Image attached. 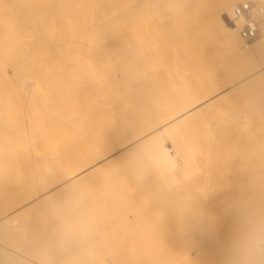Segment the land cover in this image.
<instances>
[{"label": "bare ground", "instance_id": "1", "mask_svg": "<svg viewBox=\"0 0 264 264\" xmlns=\"http://www.w3.org/2000/svg\"><path fill=\"white\" fill-rule=\"evenodd\" d=\"M242 1L244 0H196L192 5L191 0H0V14L3 9H27L21 19L16 18L18 13L13 18L10 15L12 20L8 18L7 23L13 24V33H9L13 48L7 52L9 55L3 50L5 45L7 47L6 40L2 36L0 38V94L9 93V90L14 88L11 77L4 72L6 64L13 69L16 77L13 79H21V84H15L18 88L20 86L21 97L27 92L30 97H26L32 100L36 98L33 93H37V90L40 95L38 97H42V100L34 98L35 102L39 100L35 105L34 100L32 104L27 102L31 107L37 106V110L31 108V112L28 109L30 106L25 107V113L29 112L21 121L24 128L20 131L25 134L24 138L22 134L19 137L16 133L21 129L20 122H17L19 117L15 123L10 122L13 126L9 124V130L5 129L8 132L9 145L0 149V264H172V257L170 259L163 254L155 255L159 250L154 247H164L166 244L169 246L168 240L162 239L154 244L147 239L135 242L129 239L130 236L122 234L89 233L87 230L92 225L88 213L91 209L85 210L82 205L98 197L100 193L93 191L92 185L108 178L112 173L110 169L116 164H124L123 159L130 154L138 156L142 151L147 153L149 147L145 141L156 132L172 127L180 128L183 132L186 125H189L190 121L193 122V118L201 117L204 111L207 113L208 109L219 104L223 99L221 97L226 93H236L264 82V27L253 42L244 43L239 34L241 17L236 10V5ZM253 1L264 10V0ZM65 9L75 11L68 15V10ZM69 16H73L72 21H75L73 41H69L66 29V24L71 20ZM14 18L17 21L13 20ZM125 23L137 28L145 25L148 29L145 28L144 31L142 27L143 32L140 29L126 35L122 31ZM4 24L2 18L1 31ZM148 31L154 33V36L149 37ZM145 38L147 43L148 40L151 41L150 48L146 46ZM128 40L131 44L138 45L135 48L125 47ZM83 41L86 42L82 44L84 52L90 51L92 57L113 58L116 62L104 69L102 74L94 68L91 69L90 73H94H91L92 79L87 83V87L86 84L83 85L86 82L84 80L81 86L78 83V89H83L80 92L77 90L79 95L74 92L76 85L68 84L69 88L75 87L68 90H73L75 98L79 96L83 104H77L80 109L72 108L74 112L68 110L67 117L66 114L63 117L62 111L61 116L57 113V101L56 105L52 104V101L49 103L47 94H40L42 86L46 89V84L53 87L52 85L57 83L54 86L58 87V80L52 79V85L49 86L45 81L42 84V81L36 82L33 77L35 83L30 81L31 79H24L31 78L29 75L34 73H39V76L35 74L37 77L56 71L61 74L63 69L58 64L61 55L70 49L66 56H69L70 51L75 56H81L82 47L79 48L76 44L81 45ZM143 41L145 44L142 48ZM70 44L77 48L76 53ZM88 44L90 46H87ZM145 46L147 54L144 56ZM90 54H87L89 59ZM149 54L153 58L149 56L147 59L151 62H146V65H153V61L155 65L154 69L148 66V70L156 72V68H159L158 62H161L160 71L164 74L167 70L174 71L172 74H175L176 80L169 78V82V79L164 77L169 74L166 72L165 75L161 73L164 75H161L163 79L160 77L166 84L160 83L156 79L160 71L157 70V74L152 75L153 71H147V67L145 70L148 73L136 75L137 77L132 72L127 74L123 70L124 60L139 55L146 57ZM156 57L161 61L155 60ZM256 59L263 60L261 67L255 66ZM58 65L62 72L59 71ZM77 66L80 67L76 64ZM167 67L171 70L166 69ZM150 73L153 77L154 74L157 75L154 77L156 82L153 78L150 80ZM135 77L138 81H135ZM141 79L143 83L145 81L146 87L150 86L149 80L152 81L151 86L153 82L169 88H179L182 85L183 89H176L172 96L171 91L168 96L162 93L164 98L171 97L167 98L165 103H169V100L170 103L174 102V105H171L174 111L169 113L162 108L155 112L154 108V112L146 117V109L144 112L140 111L143 112L141 115L138 110L135 118V104L146 102L148 96L145 95V100L144 96H140V91L145 86L143 84L141 88ZM38 82L41 84V90ZM36 84L39 87H36ZM21 87L26 91L23 89V92ZM55 87L53 88L57 89ZM56 93L54 91V94ZM80 95L84 97L81 98ZM77 101L74 100L75 103ZM74 105L71 104L77 107ZM70 112L72 117H68ZM256 122L257 131L264 136V115ZM5 130H0V133H6ZM257 144L256 150L264 151V137L259 138ZM161 156L171 162L166 147L162 148ZM81 188H90V193L85 192L86 200L83 194L78 203L74 197L79 195ZM260 197L259 210H262V216L264 182ZM259 218L258 223H253L252 228L250 227L251 230L256 229L255 233L244 234V240L228 243L227 234L225 239V234H222L221 240L211 243L205 241L202 244L198 242L193 250L190 247L180 248L185 253L181 252L185 257L182 256L183 261H191L193 255L200 259L209 251L211 254L207 252L206 258L211 256L210 264H250L248 249L257 246L264 249V222L260 221L264 216L260 220ZM208 244L209 246H206ZM161 251H166L167 254L169 249L162 248ZM196 259L195 263L198 261ZM192 263L193 260L190 264ZM253 264H264V252L253 258Z\"/></svg>", "mask_w": 264, "mask_h": 264}, {"label": "rangeland", "instance_id": "2", "mask_svg": "<svg viewBox=\"0 0 264 264\" xmlns=\"http://www.w3.org/2000/svg\"><path fill=\"white\" fill-rule=\"evenodd\" d=\"M191 1L193 5L194 1L196 0ZM3 10L4 11L2 13L4 16L1 13L0 20L3 18L5 24L3 26L4 29H2V31L0 30V34H2L0 35V38L2 36V38L6 40L7 47L5 45V49L3 50L6 55H9L7 52L13 48L11 39L9 38V33H13V24L9 22L7 23L8 18L9 20H12V18L15 15L17 16L18 13L16 18L21 19L22 16H25L27 9H15L16 11H10L11 9ZM65 10H68V15H71L74 9ZM79 15L80 13L78 12V17ZM72 17L69 16V19L71 20L68 19L69 24H66V26H68L66 29L68 32L69 41H73V35L75 33V21H72ZM16 18L13 20L17 21ZM142 27H144V31L145 28H147L145 25ZM141 28H137L133 25H130L129 23H125L123 25L122 31L127 35L137 30L139 31ZM142 30L143 29H141V31ZM149 30L152 31L151 29ZM150 31H148V33ZM152 32L148 34L149 37L154 36V33L152 34ZM142 34L145 35L144 33ZM64 41L65 40H63V43ZM150 42L151 41L148 40V44L146 39V46L149 48ZM83 43L84 41L81 43V45L75 44L77 47L79 46V48H81ZM144 44L145 42L142 44V48ZM137 45V43L131 44L128 40L125 42L124 46L128 48H135ZM72 46L74 45L72 44L70 47ZM87 46L90 45L88 44ZM72 48L74 51L77 49L76 47ZM83 48L84 47H82L81 50H83ZM89 48L90 47H88V49ZM86 49L87 48H85V50ZM145 50L146 52H143L144 56L147 54V47ZM67 51L64 52L63 55H61V59L58 60V62H60L58 64H60L63 69L62 72L61 67L58 65V67L61 69H59V71L64 73V75L62 73L58 74L59 72L56 71L54 72L55 74L58 72L56 75L51 72L52 75L54 74V76H50L51 73H44L45 77H37L35 74L39 76V73H34L29 75L31 78H25V76H23L25 79L22 78L24 80L31 79L30 81L32 82H34L33 79L35 78V81H42L41 84L44 83L43 81H45V83H48V85L50 84L49 86L52 85V79H54V81L58 80L59 84L63 87L60 85L55 87L57 85L55 82L54 83L56 85L53 84L52 86L57 89L48 87L46 84V87L44 85V88L46 89H43L42 86V92H40V94L45 92L44 94H47L46 97L48 98V100H46L49 101V103L54 102L52 104H55V101H57L58 104H55V107H59V109L57 107V113H59L58 115L61 116L60 111H62L63 117L65 116L64 114H66L65 117H67L68 110L71 111L72 108H75V110L76 108L80 109L78 107L79 103L83 104V101L81 103L79 96H76V99L73 93L76 92L77 95H79L77 90H79V92L80 90H83L80 87L78 89L79 84L81 86L83 80L86 81L83 83V85L86 84V87L87 83H90L89 81L92 79L91 73H94V71L90 73V70H93L94 68L95 71H97L99 74H102L104 69H106L108 66H112L111 64L116 62V60L113 58L109 59L102 56H99L100 58H97L98 56L92 57L90 51H85V53L84 50L81 51L82 54L80 52L81 56H75L72 51H70L71 53H68L69 56H66ZM87 54H90V59L88 58L89 55ZM63 56L65 57L62 59ZM147 56L143 57L142 55H139L138 57H133L127 59L126 61L124 60L123 66L125 68L123 70L127 74L132 72V74L135 76L145 75L148 73L147 71H153L151 72L152 75L153 73L157 74V70L158 72L161 70L160 67L162 63L158 62V64L156 61V63L159 65V68L157 69L155 66L156 72L152 69L150 71L148 68L152 67L154 69L153 65H155V62L153 61L152 63L154 64H150L151 66L148 65L151 61L147 58H149L151 54ZM150 58L152 59L153 57L151 56ZM154 59L159 60L158 57ZM159 61H161V59ZM261 61L263 60L259 61L256 59L255 66L261 67L263 64ZM146 62H148L147 65ZM76 64L80 65L81 68L77 66L80 70L77 69ZM4 66V72H6L9 77H11L14 88L12 87V89L9 90V93L0 94V130H5L9 124L13 126L12 123H15V120L19 117V121L17 122H20L21 126H19V128L21 129L19 130L18 128L19 133L18 131H16V133L19 134V137H21L20 134L23 135V133L20 131L22 128H24V124L21 123L23 117L26 116L25 114H28V109L32 112V110L36 109L37 107H31L28 103L32 104L40 95L37 94L39 93L37 90V93H33L36 98L32 95L35 99L33 98L31 100L29 98L30 93L27 94V92L25 93L29 97H26V95L21 97L22 94L19 93L20 86L18 88V86L15 85H19V83L21 84V79L17 78L20 80L15 79L16 82H14L15 80L13 78L16 77H14L15 75L12 67L6 64ZM69 66L71 69H69ZM145 67H147V71L145 70ZM162 68L164 69L165 67L163 66ZM166 69L169 68L167 67ZM84 71H87L90 74H86L87 72L83 74ZM162 72L163 71H160L158 76L154 74V77L157 76L156 79L159 80L160 83H163L162 77L166 74V72H169V74H166L167 77L164 76L165 78H173V80H176V78L174 79L175 74H172L175 73L174 71L171 72L167 70L165 74ZM136 77L135 81L137 80ZM154 77L152 76L150 80L152 78V80H154ZM148 78L146 80H148ZM170 79L168 80L169 82ZM60 81L61 83L63 82V84H61ZM156 81L154 80V82ZM141 82L142 86H140L142 88L145 85V81L144 83L143 80ZM149 82L148 84H150V86L148 85V87H146L145 85L142 88L143 90L141 89L140 91V96H144L145 100V95H153L152 97L147 96V98L153 100L150 101L146 98V102L143 101V103L141 100L143 98L140 97L142 106L141 104H138V102L136 103L138 104V107L135 104V112L133 113L136 114L133 116L135 117L138 112V114L141 115L144 111H146L145 113L148 114L145 116L148 117V115L154 112V108H156L155 112L160 111L159 109L162 108H164L165 111L168 110L169 113L174 111V109H172L174 102H171L172 104L170 103V100L169 103L165 102L168 101L167 98H171L170 96L175 93L176 89H183V86L181 85L179 88L175 86L169 88L167 86L162 87L160 83L159 85L157 83L154 84V82L151 86L152 81L150 83ZM70 83H74L73 85H76V91L74 89L75 87L73 88L70 86V88L74 89L73 93V90L70 91L71 89L68 85ZM41 84H39L40 87L36 84V87H39L40 90ZM156 84L157 87H155ZM82 87L84 88L85 86ZM68 88L70 90H68ZM23 89L24 88H22V90ZM65 90L68 92L66 93ZM54 91L55 93L57 92V95L54 94ZM86 91L84 92L85 95ZM170 91L171 95L166 97L170 94L168 93ZM162 93H166L165 98ZM157 94L159 96L161 94L162 96L159 97ZM65 95H67V97ZM154 95H157V97ZM80 97L82 98L84 96L80 95ZM40 98L38 97V99ZM64 98L67 99V101L64 100ZM38 99L37 101L39 102ZM221 99L222 101L220 100L219 104L212 106L211 109H208V111L206 110L207 113L204 111L205 114L202 113L200 115L201 117L197 116L199 119L195 117L198 120H194L195 118H193V122L190 121L189 125H186L187 127H185V131L182 132L180 128L172 127L170 129L164 128L163 130L156 132L152 137L145 141V144H147L149 147L147 153L145 151L143 153L142 151L138 156L137 154L128 155L123 159L125 162L124 164L123 162L118 163V165L116 164L113 169H110L112 170L110 171L112 173L108 178L93 184L92 190L97 191L96 193L100 194L98 197H95L93 201L87 200L88 202L82 205V208L85 210L91 209V212L88 213V218L90 219L89 222L91 223L92 227L87 231L94 235H127L130 236L129 239L135 242L147 239L155 244L156 241L162 239L168 240L167 242H169L172 247L169 243V246L167 244L166 246L164 245V247L156 246L154 248H158L159 251H157L158 254L155 255L161 256L163 254L167 257H170V259L172 257V264H176L177 261L179 262L180 260V262H183L181 264H190L192 260L193 263H195L194 259L197 257L194 255L192 256L193 259L191 258V261H188V259H185V261L188 262L183 261L185 258L183 254L185 253L183 252V249L181 250L180 248L190 247L193 250V247H195L196 243L198 242L199 244H202L205 241L211 243L221 240L220 235L222 234H225L223 235L224 239L227 234L226 239L229 240L228 243H230V241L236 242L238 240H244V234L246 233H255L256 229L251 230V225H253V223L256 225V223H258L257 218L261 217L259 218L260 220L264 216L263 213L261 216L260 212H262V210H259L261 201L260 196L263 190L264 182V151L256 150L259 138L263 139L264 137L263 134L258 132L256 129L258 127L256 121L260 120L264 115V82L258 86L250 87L236 93H226L221 97ZM74 100L75 102L78 100L77 103H75ZM36 102L33 103V105H35ZM63 103L69 106H65ZM71 104H73V106H75L74 104L78 105L77 107H73ZM27 105L30 107L27 109L28 112L25 113V107L27 108ZM150 108H152L153 111ZM72 111L74 112V109ZM140 111L143 112L140 113ZM71 113L72 112L69 113L68 117L73 116ZM11 121L12 123H10ZM25 127H27L26 124ZM11 135L17 138V136L13 135V133H11ZM24 135L22 138L25 137ZM7 136L8 132L0 133V149H3L9 145V139ZM163 147L168 149L171 162L162 158L161 154ZM172 163H174V165ZM80 190L81 191L79 192V195L74 197L78 203L82 200L83 194L84 199L86 200L85 192H88L87 194L90 193V188L89 190L87 189L88 191L84 188H81ZM260 221L264 222V218ZM260 221L259 223H261ZM261 225L262 224H260V226ZM170 234L172 235L170 236ZM209 244L206 246H209ZM162 248H165L166 250L168 248V253L165 254L166 251L162 253ZM181 252H183V254ZM207 252L208 254H211L209 251H206V253H204L205 257L202 255V258L200 257V259H196L198 260L196 263H212L210 259L211 256L209 257V255H207L209 258H206ZM182 256L184 258H182ZM176 258H178V260ZM180 262L178 264H180Z\"/></svg>", "mask_w": 264, "mask_h": 264}, {"label": "built area", "instance_id": "3", "mask_svg": "<svg viewBox=\"0 0 264 264\" xmlns=\"http://www.w3.org/2000/svg\"><path fill=\"white\" fill-rule=\"evenodd\" d=\"M236 10L241 17L239 34L244 43H251L261 34L264 27V10L253 0L238 3Z\"/></svg>", "mask_w": 264, "mask_h": 264}, {"label": "clouds", "instance_id": "4", "mask_svg": "<svg viewBox=\"0 0 264 264\" xmlns=\"http://www.w3.org/2000/svg\"><path fill=\"white\" fill-rule=\"evenodd\" d=\"M262 252H264V249H261L258 246L249 248L247 251V257L249 259L250 264H253V258L261 254Z\"/></svg>", "mask_w": 264, "mask_h": 264}]
</instances>
